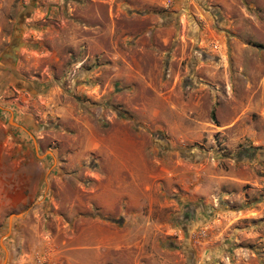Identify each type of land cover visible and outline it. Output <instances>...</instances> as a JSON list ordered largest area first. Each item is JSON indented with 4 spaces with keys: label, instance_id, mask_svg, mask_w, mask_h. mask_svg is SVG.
Returning a JSON list of instances; mask_svg holds the SVG:
<instances>
[{
    "label": "rangeland",
    "instance_id": "374dc122",
    "mask_svg": "<svg viewBox=\"0 0 264 264\" xmlns=\"http://www.w3.org/2000/svg\"><path fill=\"white\" fill-rule=\"evenodd\" d=\"M0 264H264V0H0Z\"/></svg>",
    "mask_w": 264,
    "mask_h": 264
},
{
    "label": "water",
    "instance_id": "95a60500",
    "mask_svg": "<svg viewBox=\"0 0 264 264\" xmlns=\"http://www.w3.org/2000/svg\"><path fill=\"white\" fill-rule=\"evenodd\" d=\"M19 44L17 45H13L11 47H9L2 55L1 57L7 61H10L11 63V66H13V62L15 61V57H16V54H15V51L19 48L18 47Z\"/></svg>",
    "mask_w": 264,
    "mask_h": 264
}]
</instances>
